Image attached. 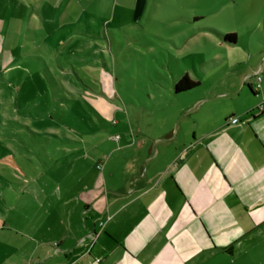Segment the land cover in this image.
Segmentation results:
<instances>
[{"label":"crops","instance_id":"1","mask_svg":"<svg viewBox=\"0 0 264 264\" xmlns=\"http://www.w3.org/2000/svg\"><path fill=\"white\" fill-rule=\"evenodd\" d=\"M232 35L216 66L236 78L149 95L102 158L61 175L0 264H264V47Z\"/></svg>","mask_w":264,"mask_h":264},{"label":"rangeland","instance_id":"2","mask_svg":"<svg viewBox=\"0 0 264 264\" xmlns=\"http://www.w3.org/2000/svg\"><path fill=\"white\" fill-rule=\"evenodd\" d=\"M226 33L263 48L264 0H0V259L61 175L102 158L149 95L184 73L236 78L216 66Z\"/></svg>","mask_w":264,"mask_h":264},{"label":"trees","instance_id":"3","mask_svg":"<svg viewBox=\"0 0 264 264\" xmlns=\"http://www.w3.org/2000/svg\"><path fill=\"white\" fill-rule=\"evenodd\" d=\"M223 39L228 40L230 42L235 41L234 35L231 34H224ZM196 86H197V81H194L190 79L186 74H183L173 83V92L180 93L192 89Z\"/></svg>","mask_w":264,"mask_h":264},{"label":"built area","instance_id":"4","mask_svg":"<svg viewBox=\"0 0 264 264\" xmlns=\"http://www.w3.org/2000/svg\"><path fill=\"white\" fill-rule=\"evenodd\" d=\"M259 81H260V76H259V74H255V87H258L259 86ZM258 110L259 111H264V101L263 102H261L259 105H258ZM229 122L230 123H237L238 122V119H237V117H235V116H231L229 119ZM98 259H96L95 261H97ZM70 264H72V263H70Z\"/></svg>","mask_w":264,"mask_h":264}]
</instances>
